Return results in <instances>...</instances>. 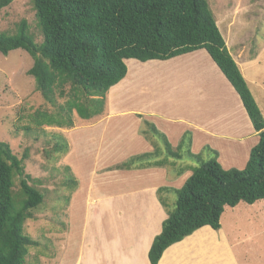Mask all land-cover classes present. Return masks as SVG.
<instances>
[{
  "label": "trees",
  "instance_id": "obj_1",
  "mask_svg": "<svg viewBox=\"0 0 264 264\" xmlns=\"http://www.w3.org/2000/svg\"><path fill=\"white\" fill-rule=\"evenodd\" d=\"M12 1L0 0V10ZM32 2L43 40L37 42L30 32L29 22L22 19L15 34L0 32V52L8 55L21 48L30 53L34 64L28 74L34 77L36 88L46 101L57 104L56 90L60 95L68 96L65 104L59 105L56 116L43 112L42 121L38 116L35 120L38 125L73 128L75 123L71 117L74 114L81 120L105 116L110 88L127 74L126 59L166 60L204 48L238 92L259 134V141L251 148L245 167L224 169L216 158V151L208 161L198 159L201 157L190 151L191 132L184 133L177 148L185 147L187 157L196 159L199 164L184 184L174 189L173 210L168 209L161 196L169 187L158 189L160 201L168 209V217L149 250L151 264H158L168 247L203 226L220 229L227 206L264 200V115L227 48L208 0ZM145 124L151 134L161 138L167 153L165 158L150 164L163 166L169 159L182 158L164 133L149 121L145 120ZM64 140H61L62 144L57 142L55 151H69V143ZM157 157L156 148L130 157L117 168L130 169ZM23 160L9 143L0 140V264H27L28 247L39 245L25 233V222L32 218V210L43 202L44 195L30 184ZM66 169L70 171L69 166ZM15 176L20 177L18 193L14 191ZM68 181L71 183L69 189L75 190L78 180L73 177Z\"/></svg>",
  "mask_w": 264,
  "mask_h": 264
},
{
  "label": "crops",
  "instance_id": "obj_2",
  "mask_svg": "<svg viewBox=\"0 0 264 264\" xmlns=\"http://www.w3.org/2000/svg\"><path fill=\"white\" fill-rule=\"evenodd\" d=\"M219 27L229 52L259 102L253 88L264 92V85L255 77L257 70L264 69V59L260 55L263 44L258 43V52L246 54L233 41L230 45L223 28ZM125 62L127 74L110 88L106 115L83 119L75 123L70 132L66 161L78 177V169L83 166L92 175L83 182L75 177L78 185L70 198L75 202L80 193L83 195L85 237L76 258L69 259L71 264H151L149 250L168 217V209L161 203L158 189L169 187L164 191L169 193L180 188L192 172L190 162L184 159H169L163 166L150 164L165 153L142 129L146 126L145 120L166 135L172 148L178 147L184 133L190 131L191 150L195 151L205 142L215 140L241 142L252 130L238 92L206 49L166 60L142 62L131 58ZM116 97L122 116L113 118L112 103ZM114 125L115 129L112 128ZM156 148L159 157L143 162L145 165L117 168L130 157ZM161 196L167 199L163 193ZM93 219L96 226L101 221L106 224L97 244L100 235L90 229ZM232 228L226 230L221 226L216 230L209 225L203 226L168 247L158 264H249V261L252 264L255 260L253 243L244 246L247 241L254 240L252 234L240 235L237 227ZM88 230L91 232L87 239ZM250 252H254L253 255L249 256ZM257 258L262 261L263 257ZM52 259L57 264H65L67 258L58 259L55 254Z\"/></svg>",
  "mask_w": 264,
  "mask_h": 264
},
{
  "label": "rangeland",
  "instance_id": "obj_3",
  "mask_svg": "<svg viewBox=\"0 0 264 264\" xmlns=\"http://www.w3.org/2000/svg\"><path fill=\"white\" fill-rule=\"evenodd\" d=\"M208 2L230 45L233 41L242 52L245 50V53L249 54L258 52V48H260L258 43H262L263 48L261 47L260 55L264 59V0H208ZM22 19L29 22L30 32L34 34L37 42H41L43 34L37 24L32 0H13L9 6L0 10V32L15 34L17 25ZM33 64V57L24 49L12 50L8 55L0 52V140L9 143L13 152L19 158L24 159L23 164L26 173L30 175V184L37 187L44 195L43 202L32 210V218L25 222V233L39 243V245L28 247L26 263L57 264L52 259L56 254L58 259L62 256L67 258L65 264H71L69 259L76 258V252L84 244L85 237L83 236V195L80 193L77 200L72 202L70 200L72 191L69 189L71 183L68 180L77 177L83 182L89 177L92 178V175L89 174L86 166L78 169L80 177L75 174L65 159V155L70 149L67 153L55 151L54 147L57 142L62 144L61 140L64 139L67 140L70 147L72 128L36 123L35 120L39 118L38 116H41L42 121L43 112L56 116L59 105L65 104L68 96L60 95V91L56 90L57 104L53 105L46 101L41 92L37 90L34 77L28 74V70ZM260 71L257 70L255 77L260 79L264 85V69ZM65 88L68 90L69 86H65ZM253 89L259 98L257 103L264 115V92L257 87ZM108 94L106 103L110 100ZM111 112L113 118L122 116L119 112L117 97L113 99ZM71 118L74 119V123L82 121V118L80 119L76 114ZM247 118L251 123L252 130H250V134L243 137V141L236 143H228L226 140L205 142L199 149L200 151L191 150V142L190 151L201 157L198 159L204 161L213 158L215 156L213 151H216V158L224 169L244 168L251 148L259 141V134L253 127L250 117L247 116ZM115 127L116 125L112 128L115 129ZM142 129H145L153 137L155 145L163 149L165 155L159 159L165 158L167 153L161 138L151 134L147 126H143ZM173 150L181 154L182 158L170 159V161L184 159L183 161L190 162L191 172L198 166L199 163L196 159L187 157L185 147L181 149L175 147ZM66 166L70 167V171L66 169ZM14 182V191L18 193L20 177L15 176ZM101 188L103 191L102 185ZM162 193L167 198L168 209L173 210L176 201L175 191ZM234 215L240 217L236 218ZM232 218L235 221H232ZM221 221L222 227L226 230L237 227L240 235L252 234L254 240L247 241L244 246L249 247L253 243L255 260H252V264H264V234H261L264 230V200L254 204L241 202L235 209L228 206ZM104 226L106 224L104 225L102 221L96 226L95 219L91 220V231H97L100 235L96 244L103 236ZM91 231H87V239ZM253 253L250 252L249 256ZM258 256L263 257L262 261H259ZM249 264H251L250 261Z\"/></svg>",
  "mask_w": 264,
  "mask_h": 264
},
{
  "label": "bare ground",
  "instance_id": "obj_4",
  "mask_svg": "<svg viewBox=\"0 0 264 264\" xmlns=\"http://www.w3.org/2000/svg\"><path fill=\"white\" fill-rule=\"evenodd\" d=\"M113 94V93H112ZM112 98V97H111ZM131 135V134H130ZM79 179V178H78ZM97 185V184H96ZM108 190V189H107ZM131 209V208H130ZM126 221V220H125Z\"/></svg>",
  "mask_w": 264,
  "mask_h": 264
}]
</instances>
